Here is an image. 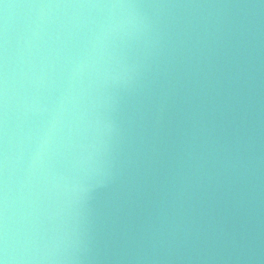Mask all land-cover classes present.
Returning <instances> with one entry per match:
<instances>
[{"label": "water", "instance_id": "95a60500", "mask_svg": "<svg viewBox=\"0 0 264 264\" xmlns=\"http://www.w3.org/2000/svg\"><path fill=\"white\" fill-rule=\"evenodd\" d=\"M2 264H264V0H0Z\"/></svg>", "mask_w": 264, "mask_h": 264}, {"label": "snow or ice", "instance_id": "6c2138e0", "mask_svg": "<svg viewBox=\"0 0 264 264\" xmlns=\"http://www.w3.org/2000/svg\"><path fill=\"white\" fill-rule=\"evenodd\" d=\"M0 264H2V262H0Z\"/></svg>", "mask_w": 264, "mask_h": 264}]
</instances>
